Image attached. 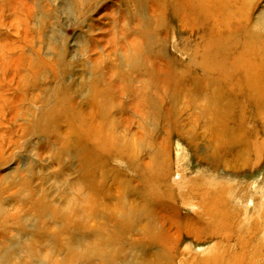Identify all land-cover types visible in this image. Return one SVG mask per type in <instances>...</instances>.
Wrapping results in <instances>:
<instances>
[{
    "label": "rangeland",
    "instance_id": "1",
    "mask_svg": "<svg viewBox=\"0 0 264 264\" xmlns=\"http://www.w3.org/2000/svg\"><path fill=\"white\" fill-rule=\"evenodd\" d=\"M161 2L0 0V264H201L204 258L230 264L245 240L261 249L256 258L264 264V109H258L264 107L243 99L241 71L209 83L186 76L156 117L138 125L140 98L128 80L133 68L196 66L213 25L191 32ZM230 10L227 65L252 31L264 35V0H236ZM102 82L121 88H114L112 106L104 104L129 143L123 155L106 146L92 177L96 195L81 164L80 140L85 114L93 110L90 90ZM199 84L206 90L187 97ZM219 90L224 106L231 104L228 127L246 143L239 157L226 148L214 152L205 119L198 118L204 98ZM135 132L139 143L132 142ZM158 166L165 171L161 205L146 209L155 218L110 240L113 212L144 209V199L155 195L145 182ZM217 211L220 226L207 216ZM220 229L231 238L212 234Z\"/></svg>",
    "mask_w": 264,
    "mask_h": 264
},
{
    "label": "bare ground",
    "instance_id": "2",
    "mask_svg": "<svg viewBox=\"0 0 264 264\" xmlns=\"http://www.w3.org/2000/svg\"><path fill=\"white\" fill-rule=\"evenodd\" d=\"M161 1V6H169L170 9H172L173 13L179 17L180 22L183 23L185 27L188 26L191 32L199 31L200 28L205 27L208 23H212L213 25L211 30H209V33L207 34L208 38L206 39L207 41L201 54V62L197 63L196 66L195 63L193 64V67L191 66V63L186 66L183 65L179 72L177 70L172 69L171 67L167 68L166 66L158 65L155 68H150L146 66L141 70L133 68L135 72L132 75L133 78H130L128 80L132 82V84H136V87H133L134 89L132 88V90H130V92L133 93L132 96H138V99L140 98L139 100L135 101L139 102L138 106H136L137 110L135 109V112H138V116L142 118V121H138V125L141 128H144L145 124L143 122L148 121V118H155L158 112L157 106L160 107V105L163 103V100L167 96L169 99H171L172 95L174 94V91H178L179 86L183 83L185 79H187V77H190L192 81L202 80L203 82L208 83L214 82L216 81V79L229 81V79H231L232 77L231 73H235L237 70L241 71L242 75L237 77V79L238 83L241 84V91L244 92L243 95L245 98L243 99H247L248 101L255 103L257 107H260L261 105H263L264 107V35L261 32L257 33V31L255 32V30L252 31L251 29L252 32L249 34L247 41L242 47V53H240L238 57L236 56L233 59V62L228 64L229 67H227L228 65L226 62L229 58L230 53L227 50H224V46L226 45V42H230L229 40L233 41V38H227L223 35L229 29L228 26L230 25H228V18L232 16L231 14H234H230V9L236 6V0ZM245 1L246 0H244V3ZM236 11L238 10L236 9ZM227 13L230 14L229 17H227ZM140 14H142L141 11ZM259 21V24H263L264 22L260 19ZM136 53L138 52L136 51ZM130 58L131 56L129 57V59ZM128 80L127 83H130ZM154 84L158 85L159 88L155 87ZM107 85L103 84L102 82V84L97 83L92 86L90 90L92 96H89V99L92 101L93 110L88 112V114H85L86 117L84 120V124L81 123L83 128V138L82 140H80L82 144L80 150V152L82 153L81 164L86 174V177L89 180V187L94 194L96 193V195L97 192L99 193L100 187L98 183L94 182L92 177L95 171L101 169V162H104V157L102 156V153H104L103 151H105L106 146H113V149H115L119 155H123V149L129 143V140L127 141L123 139V137H120L119 133L116 132V125L118 126V121L115 122L116 120H113L109 117L110 106H112V103H114L112 101L110 102V99L113 97V91L116 90L114 88L117 87V91L121 88L117 86L118 84L115 83L111 86ZM199 87L200 84L199 86H191L192 89L188 91L187 97H194V93L198 94L201 93L202 90H206L203 89V87ZM124 90L127 91L126 89ZM119 96H121V94H119ZM223 96L224 95L219 90V93H215L213 95L205 97L203 100L204 103L202 104L203 106L198 110V118L202 117V119H205V130L210 134V138H212L214 141V152L217 153L222 149L226 148L227 155H229L230 157H239L246 153V143L244 141L243 136L236 134L234 135L231 131V128L228 127V114L231 110V104L224 106L226 104V99ZM108 100L110 102V106H106V104H104ZM171 107L172 108H170V110L172 112H175L173 110V106ZM258 109L260 111L264 108L261 107ZM153 119L150 120L153 122ZM145 132H147L146 128ZM132 136L133 143L140 142V140H138L139 134L137 132L133 133ZM156 159H158V154H152V158H150V163L157 162ZM156 165L158 164L156 163ZM164 173V168H159L158 166V168H154V180H147L145 182V185L149 184L154 187L155 195L148 196L146 199H144V202L146 204L144 209L133 208L134 210H132V213H125L122 210L113 212L114 215L112 214L110 218L113 221V225L116 229V232L112 236H110V240L114 238H120L121 235L125 232H135L134 225L138 222H141L145 219L148 220V218H155L152 217L153 215L147 217L148 214L146 213V209L147 207H156V205H161L160 199H162V193L159 187L161 176ZM188 183L190 186H193L192 182L189 181ZM168 193H166V196L171 198L172 194L170 195ZM218 197L219 196L216 195V193L214 192L212 198H210L214 206H216L217 204L219 205L221 203L220 199L217 200ZM219 212L220 211H217L216 213H207V216L210 219L217 220V223L220 226V224L224 220V217H222L221 215L220 220L218 217ZM122 214L124 215V217H122ZM16 216L17 215H15V218ZM212 234H221L223 239L225 240L231 238V231L227 232L226 229L213 231ZM239 244H241V253H234L230 255V264H258L256 256L260 255L261 249L259 247L254 248L253 246H251L249 240L240 241ZM201 264H216V262L213 261V263H211L210 259L204 258Z\"/></svg>",
    "mask_w": 264,
    "mask_h": 264
}]
</instances>
